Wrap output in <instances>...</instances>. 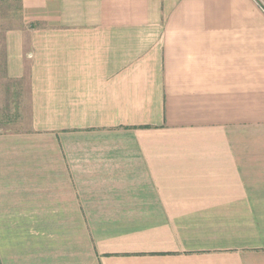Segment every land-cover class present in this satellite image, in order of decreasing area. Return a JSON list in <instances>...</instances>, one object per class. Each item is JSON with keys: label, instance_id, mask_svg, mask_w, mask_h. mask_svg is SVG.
<instances>
[{"label": "crops", "instance_id": "0c3cea01", "mask_svg": "<svg viewBox=\"0 0 264 264\" xmlns=\"http://www.w3.org/2000/svg\"><path fill=\"white\" fill-rule=\"evenodd\" d=\"M4 16L0 264H264V0Z\"/></svg>", "mask_w": 264, "mask_h": 264}, {"label": "rangeland", "instance_id": "374dc122", "mask_svg": "<svg viewBox=\"0 0 264 264\" xmlns=\"http://www.w3.org/2000/svg\"><path fill=\"white\" fill-rule=\"evenodd\" d=\"M10 13L8 12L7 16H9ZM7 16H4V17L0 18V19H2V21L7 19V20L3 21L5 23L4 26H7L9 24H14L15 23V19H11V18H9ZM1 28H2V26L0 24V33H1ZM1 67H2V65L0 63V72H1ZM5 87H6V85L3 84L1 82V80H0V130H4L5 129L4 128L5 124L6 125L8 124L7 123L8 121H6V118L9 117V115H7V111L14 110V102L16 101V99L13 98L12 95H7V96L5 95L6 92L7 93L10 92V90L6 91ZM3 114H5V115H3Z\"/></svg>", "mask_w": 264, "mask_h": 264}]
</instances>
